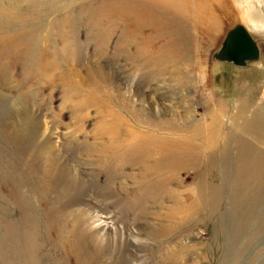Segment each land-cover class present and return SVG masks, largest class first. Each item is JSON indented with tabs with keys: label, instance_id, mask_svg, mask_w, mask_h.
I'll return each mask as SVG.
<instances>
[{
	"label": "rangeland",
	"instance_id": "obj_1",
	"mask_svg": "<svg viewBox=\"0 0 264 264\" xmlns=\"http://www.w3.org/2000/svg\"><path fill=\"white\" fill-rule=\"evenodd\" d=\"M139 3L0 0V264H264V52Z\"/></svg>",
	"mask_w": 264,
	"mask_h": 264
},
{
	"label": "bare ground",
	"instance_id": "obj_2",
	"mask_svg": "<svg viewBox=\"0 0 264 264\" xmlns=\"http://www.w3.org/2000/svg\"><path fill=\"white\" fill-rule=\"evenodd\" d=\"M232 1L233 0H139L140 3L138 4V6L139 7L141 6L142 10L143 9L145 10V12L147 14V18H148L147 20H149L150 22H154L155 23V24H153L154 27L157 25V27L155 29L156 34L159 31L160 32L158 34L162 33L163 25H161L162 23L159 24L161 17L163 20L165 18L168 19L167 23L169 22L170 18H173L176 21H180V22H178L180 24L182 18L181 19L175 18L178 16V17H185L184 19L186 21L191 22V26H193V29L196 30L195 32H193L195 37H197V35L199 34V36L202 39H205L206 36L209 37L210 35H212L211 31H214L221 24V22L224 20L225 13L226 14L229 13L230 17L232 18L231 22L228 24L229 26H231V24H233L235 20H236L235 22L239 21L246 26V28L249 30V32L252 34V36H254L256 38L257 37L264 38V23L259 21L258 19H256V20L252 19V15L255 12H253V13L251 12V10H250L251 5H249V2L255 1V0H249L248 4L246 3V0H234L233 3H232ZM212 2L217 7L216 9L212 8ZM260 2L262 4H264V0H261ZM209 4H211L210 7H209ZM254 5L257 6L255 3H254ZM139 7L136 6L135 10L136 11L139 10L141 8V7L140 8ZM158 7L160 8V13H157L156 9H158ZM262 10L264 11V8ZM220 11H224L225 12L224 15L221 16ZM223 34H224V32H223ZM160 38H161V35H160ZM196 40H197V38H196ZM258 45L260 48V55L259 56L261 57L262 51L264 52V42L259 41ZM236 139H237L236 143L239 145L240 149L243 150L244 149L243 146L246 145V140L244 138H236ZM156 140L158 142H155ZM156 140L151 141V142H152V144H154L155 147H158L161 143V140H159V139H156ZM240 152H239V156H241ZM60 163H61L62 168L60 167L59 172L64 173L66 171V170H64V168H67V167H64L65 165H63V164H66V163H63V162H60ZM257 182H258V178H256V183ZM234 200H236V199H234ZM27 225H28V223H27Z\"/></svg>",
	"mask_w": 264,
	"mask_h": 264
},
{
	"label": "water",
	"instance_id": "obj_3",
	"mask_svg": "<svg viewBox=\"0 0 264 264\" xmlns=\"http://www.w3.org/2000/svg\"><path fill=\"white\" fill-rule=\"evenodd\" d=\"M259 40L237 21L226 29L217 48L211 53V59L246 67L260 57Z\"/></svg>",
	"mask_w": 264,
	"mask_h": 264
}]
</instances>
